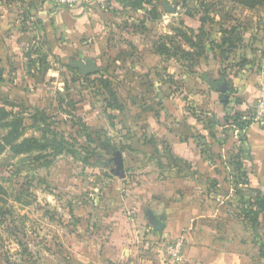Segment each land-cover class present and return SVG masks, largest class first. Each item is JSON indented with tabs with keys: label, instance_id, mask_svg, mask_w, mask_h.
I'll return each instance as SVG.
<instances>
[{
	"label": "crops",
	"instance_id": "obj_1",
	"mask_svg": "<svg viewBox=\"0 0 264 264\" xmlns=\"http://www.w3.org/2000/svg\"><path fill=\"white\" fill-rule=\"evenodd\" d=\"M55 1L14 0L12 7L3 9L0 58L12 83H0V92L11 84L23 89L32 80L39 91L53 96L68 93L80 102L75 114L91 132L103 130L117 149L130 148V152L118 150L109 156L98 150L100 164L90 165L67 156L99 183L89 195L100 197L98 203L102 200L103 205L97 203L96 218L86 216L82 222L86 233L75 237L71 230L61 236L64 251L60 253L52 236L42 248L43 256L53 258L55 264H72L75 259L82 261L77 264H172L163 257L162 243L166 236H174L185 245L179 264H262L250 224L238 213L240 198L246 202L250 196L249 185L264 195V128L253 119L259 93L264 91V40L249 46L242 67L226 65L222 73L181 72L174 86L165 78L169 72L165 63L170 60L154 52L159 37L148 48L138 32L120 29L116 19L122 15L111 1L65 10L55 8ZM36 49L47 63L45 71L37 61L30 62L35 69L27 67L28 52ZM84 59L94 61L95 78L109 80L130 113L111 111L92 87L82 89L86 76L74 63ZM221 83L227 84V93L218 90ZM21 91L13 94L18 97ZM85 99L90 108L82 107ZM24 103L47 106L41 99ZM235 117L246 124L237 127L232 123ZM116 155L123 160L122 177L115 175ZM97 161V157L90 160ZM235 163L246 179L239 178ZM110 186L116 198L106 200ZM49 193L53 195L52 190ZM148 213L164 225L161 232L155 231ZM118 248L133 253L125 260L113 254Z\"/></svg>",
	"mask_w": 264,
	"mask_h": 264
},
{
	"label": "rangeland",
	"instance_id": "obj_2",
	"mask_svg": "<svg viewBox=\"0 0 264 264\" xmlns=\"http://www.w3.org/2000/svg\"><path fill=\"white\" fill-rule=\"evenodd\" d=\"M13 1L0 0V15L4 12L3 9L9 5L12 7L10 3ZM110 1L120 9L122 15L119 18L116 16L117 26L122 30L138 32L140 41L147 47L162 35H174L175 32L172 30L175 28L187 33L189 37H192L189 29L202 28L203 56L190 61V58L185 59L177 52L175 58L179 61L164 62L169 67L166 69L169 72H166L165 78L169 77L171 83L174 81V86L178 85L179 80H176V77L181 72L222 73L226 65L232 68L242 67L247 60L246 50L249 46H253L255 41L259 43L264 40V0H156L159 18L148 23L146 22L148 16H143L142 12L132 13L125 5L123 7L115 4L113 0H91L87 5L95 2L101 6ZM141 31L143 33L139 34ZM229 33L233 35L232 48L222 46L223 40L227 38L225 34ZM174 41L183 50L196 53L181 39L174 38ZM54 86L57 88L58 84ZM45 96L51 98L53 94L48 91ZM35 101L34 99L29 104ZM45 101L46 104L49 102ZM84 102L82 107H89L88 99ZM90 103L93 106L94 102ZM30 134L31 131L27 133ZM111 134L114 135L113 132ZM1 135H6L5 131L2 130ZM142 135L140 132L139 137ZM79 143H83V140ZM78 152L79 157H82L84 151L80 148ZM21 158L12 156L8 150L0 155V264H55L53 258L43 256V246L47 245L52 236L56 237L53 244L60 253L64 251L61 236L65 238L66 233L69 234L71 230L75 237L86 233L82 222L86 216L96 218L95 215L93 217V213L98 209L97 198H100L89 193L91 189L100 185L96 180L85 176L83 167L70 157H59L48 168H38L32 161L23 163L20 161ZM50 190L53 191V195H50ZM87 208L93 212L88 213ZM71 209H74V214L69 217L67 213ZM83 209L86 210L82 211ZM175 241H181L184 248V241L181 238L166 236L163 239L165 261L168 260L165 249L168 244Z\"/></svg>",
	"mask_w": 264,
	"mask_h": 264
},
{
	"label": "trees",
	"instance_id": "obj_3",
	"mask_svg": "<svg viewBox=\"0 0 264 264\" xmlns=\"http://www.w3.org/2000/svg\"><path fill=\"white\" fill-rule=\"evenodd\" d=\"M113 1L115 4L118 3L120 6L124 7L125 5V8H128V10L132 13L142 12L143 16H148L147 19L149 21H154L159 18L157 11L158 3L156 0ZM86 6L87 4L75 8H83ZM57 9L65 10L74 8ZM142 30H144V28H142ZM172 31L175 32V36L163 35L154 42V52L157 55L163 56L167 60L176 61H179V59L175 58L177 52H180L182 54L181 57L185 59L190 58V61L195 60L193 59L195 57L199 59L203 56L204 43L202 37L204 31L202 28H199L198 30L189 29V33L192 37H189L187 33L182 32L177 28ZM225 35H227V38L223 40L222 46L227 48L234 47L232 33ZM174 38H177V40L181 39L189 49L195 50L196 53H191L185 49L183 50L180 45L176 44ZM34 53L37 54L36 59L31 60ZM27 56L30 58L27 65L28 68L35 69L30 62L34 63L37 61L39 66L43 67L44 71L47 69V63L42 57L39 49H36L33 52L30 50ZM1 62L2 60L0 58V83L4 82L10 85V83H12V77L6 74ZM30 76L33 77L34 74ZM31 77L28 78L31 79ZM83 80L85 85L83 84L84 87L82 89L92 87L93 93L96 96L104 97L103 101L107 103L106 107L110 108L111 111L119 112L125 110L128 113L130 108L119 102L109 80L102 77L95 78V75L83 77ZM30 81L27 80L23 89H20L23 94L18 95V97L13 94L14 91L16 94L20 91L17 89L18 84H11V88L5 87L7 88L6 92H0V155L8 150L12 156L22 157L23 159L21 158L20 161H23V163L25 161H32V163L36 164L38 168H48L60 156H70L73 160L78 161L82 165L100 164L98 150L105 151V153L109 156L119 150L111 143V139L107 136L106 132L100 129H98V131L91 132L88 123L85 122L82 117L75 114L76 106H78L80 102H76L75 100L69 98L68 93H66L65 96L56 93L55 96L51 98L49 96L46 97V92H40L35 89V87H33L32 80ZM66 90L68 89L66 88ZM32 94H35L36 97L35 95L32 97ZM34 99H41L43 102H46L45 100H47L49 102L46 104L47 106L45 108L30 105L27 106L24 103H30ZM108 118L110 120L113 119V114ZM232 123L241 128L246 124V122L241 121L239 117L232 119ZM2 130L5 131L6 135H1ZM30 131L32 134L27 135ZM80 140H83V143L80 144ZM91 146L93 147L91 148ZM80 148L84 151L82 157H79L78 150ZM126 149L130 152V148H123L120 150L122 151ZM95 157L98 158V161L91 163L90 160ZM235 165V171L239 172V178L245 177L246 179L245 172H240V165L238 163H235ZM244 180L243 183H246ZM236 182L237 181H235V183ZM215 185V180L210 183L211 188ZM107 192H109V195L106 197V200L116 198L114 190L111 186L107 189ZM248 192L250 193V196L246 202H243V197L240 198L242 205L239 208L238 215L244 218L245 221L249 222L258 244L259 259L262 261V264H264V195H262L258 190L253 189L250 185ZM79 193L83 194V192ZM236 193L238 194L239 191H236ZM99 205H103L102 200L101 202L99 201ZM116 252L120 255L118 257L123 255L125 256V260H127V256L133 253V250L118 248L114 250L113 254ZM123 260L124 259L121 260V263ZM77 263H82V261L75 259V262L72 264ZM83 263L90 264L86 261H83Z\"/></svg>",
	"mask_w": 264,
	"mask_h": 264
},
{
	"label": "built area",
	"instance_id": "obj_4",
	"mask_svg": "<svg viewBox=\"0 0 264 264\" xmlns=\"http://www.w3.org/2000/svg\"><path fill=\"white\" fill-rule=\"evenodd\" d=\"M91 0H56V8H75L84 6ZM254 122L264 128V91L259 93L258 100L254 107ZM182 248L183 243L181 241H175L167 245L165 252L168 260L173 264L182 263Z\"/></svg>",
	"mask_w": 264,
	"mask_h": 264
},
{
	"label": "water",
	"instance_id": "obj_5",
	"mask_svg": "<svg viewBox=\"0 0 264 264\" xmlns=\"http://www.w3.org/2000/svg\"><path fill=\"white\" fill-rule=\"evenodd\" d=\"M74 66L77 67L79 70L80 74L83 76H89V75H94L97 72V68L95 66V63L93 60L89 59H84L83 61L76 62L74 63ZM218 90L221 93H227V84L226 83H221L218 87ZM114 164L116 166L115 169V175L118 177L123 176V160L119 155H116V157L113 159ZM149 221L155 231L161 232L164 229V225L159 221L157 218H155L151 213H148Z\"/></svg>",
	"mask_w": 264,
	"mask_h": 264
}]
</instances>
